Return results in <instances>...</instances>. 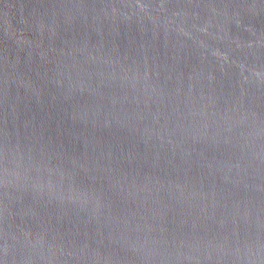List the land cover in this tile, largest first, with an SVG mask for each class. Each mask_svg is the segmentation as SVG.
I'll list each match as a JSON object with an SVG mask.
<instances>
[{"label":"water","instance_id":"water-1","mask_svg":"<svg viewBox=\"0 0 264 264\" xmlns=\"http://www.w3.org/2000/svg\"><path fill=\"white\" fill-rule=\"evenodd\" d=\"M0 264H264V0H0Z\"/></svg>","mask_w":264,"mask_h":264}]
</instances>
